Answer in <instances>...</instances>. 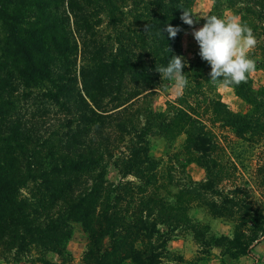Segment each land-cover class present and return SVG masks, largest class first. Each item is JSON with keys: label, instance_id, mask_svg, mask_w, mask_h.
<instances>
[{"label": "trees", "instance_id": "1", "mask_svg": "<svg viewBox=\"0 0 264 264\" xmlns=\"http://www.w3.org/2000/svg\"><path fill=\"white\" fill-rule=\"evenodd\" d=\"M212 2L209 15L231 9L251 29H264V0ZM193 3L0 0L4 255H61L77 223L89 239L83 264L159 263L166 241L159 226L176 227L185 216L157 194L143 197L157 182L148 137L183 133L184 148L198 154L214 144L182 104L171 119L137 105L164 84L156 68L178 55L181 33L170 39L164 29L187 28L180 17L193 14ZM231 87L255 112L226 111L224 123L238 137L264 132V98L253 101L245 83ZM109 165L138 182L109 183Z\"/></svg>", "mask_w": 264, "mask_h": 264}, {"label": "rangeland", "instance_id": "2", "mask_svg": "<svg viewBox=\"0 0 264 264\" xmlns=\"http://www.w3.org/2000/svg\"><path fill=\"white\" fill-rule=\"evenodd\" d=\"M212 8V0H194L193 16L199 19L196 28L203 26L205 20L201 17L209 15ZM217 14L221 18L240 19L231 9L222 8ZM252 30L258 44L249 56L256 63V70L248 75L245 84L253 101H259L264 98L261 94L264 91V29ZM191 31L188 26L179 35L178 55L187 62L183 72L189 81L182 94L177 95L171 82L165 80L160 89L147 96L145 104H142L144 100L137 105L140 109L148 106L171 119L175 107L182 104L191 118L204 126L214 144L209 152L198 154L184 148L183 133L148 137L149 155L158 164L157 182L143 197L157 194L181 209L185 216L176 227L159 226L166 241L158 264H264V132H247L238 137L224 123L226 111L251 114V110L255 112L254 106L237 96L231 86L209 81L210 66L199 57V47ZM181 96L184 98L179 100ZM197 159L206 164V170ZM106 180L114 185L131 180L138 182L132 176L121 179L112 165L107 168ZM121 206H126V202ZM70 226L65 253L40 254L32 250L24 257L13 259L12 253L4 255L0 248V264H83L88 236L80 224ZM136 245L142 247L140 243ZM98 247H102L100 242ZM123 264L134 263L127 260Z\"/></svg>", "mask_w": 264, "mask_h": 264}, {"label": "clouds", "instance_id": "3", "mask_svg": "<svg viewBox=\"0 0 264 264\" xmlns=\"http://www.w3.org/2000/svg\"><path fill=\"white\" fill-rule=\"evenodd\" d=\"M201 18L205 23L196 28L195 24L199 19L189 10H183L180 17L192 29L191 35L199 47V57L210 66L209 81L223 87L246 83L248 75L256 70V63L249 56L258 44L253 30L236 16L221 18L216 15H203ZM164 31L170 39H175L182 29L168 24ZM186 66L183 56L174 55L167 66H160L156 71L161 79L171 82L177 95H181L189 83L183 72Z\"/></svg>", "mask_w": 264, "mask_h": 264}]
</instances>
